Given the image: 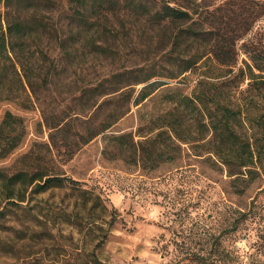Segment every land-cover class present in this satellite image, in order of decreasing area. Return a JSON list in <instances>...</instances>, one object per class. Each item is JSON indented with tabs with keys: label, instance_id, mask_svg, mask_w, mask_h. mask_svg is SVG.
Instances as JSON below:
<instances>
[{
	"label": "rangeland",
	"instance_id": "rangeland-1",
	"mask_svg": "<svg viewBox=\"0 0 264 264\" xmlns=\"http://www.w3.org/2000/svg\"><path fill=\"white\" fill-rule=\"evenodd\" d=\"M194 1L205 27L218 24L225 35L230 34L234 18L249 13L250 23L254 17L250 5L254 0ZM107 25L94 36L104 45L101 55L79 47L67 58L52 38L36 39L33 48L50 58L35 66L37 75H51L47 84H41L42 76L36 78L39 86L36 96L31 94L25 103L28 108L10 100L0 102V120L10 110L26 121L24 141L0 159V169L15 171L17 159L37 142L35 151L41 155L45 145L54 152L48 163L50 173L64 178L58 186L41 192L30 186L14 192L17 197L12 198H6L0 185V264H264V157L261 167L238 175L229 174L232 165H224L216 155L184 143L181 149L170 151L171 158L165 162L156 163L147 151L141 153L138 143L133 153L132 143L154 136L157 130L149 133L155 122L167 121L158 116L176 95H191L203 72L217 70L214 63L209 60L179 74L169 62V27L127 17ZM248 26L235 45L242 66V59H248L244 41L249 40V48H264V13ZM180 39L184 46V37ZM118 72L128 78L134 97L150 82L160 87L141 103L119 102L124 108L130 105V110L87 144L79 145L67 160L62 146L52 147L42 110L75 117L77 130L84 133L83 115L93 109L83 112L81 91ZM112 103L108 107L114 108ZM194 118L184 108L183 126L192 132L197 128ZM207 132L210 138L212 133ZM119 134L129 135L126 144L110 138ZM156 140L167 144L165 136ZM241 213H247L244 220Z\"/></svg>",
	"mask_w": 264,
	"mask_h": 264
},
{
	"label": "trees",
	"instance_id": "trees-1",
	"mask_svg": "<svg viewBox=\"0 0 264 264\" xmlns=\"http://www.w3.org/2000/svg\"><path fill=\"white\" fill-rule=\"evenodd\" d=\"M0 4V102L10 100L23 109L30 107L25 103L31 100V94L36 96L39 86L36 78L42 76L36 74L35 66L46 64L50 59L43 51L37 53L33 48L32 45L37 46L36 39L52 38L63 57L67 58L72 50L79 47L101 55L105 52L104 45L99 44L94 36L101 32L102 26L108 27L107 24L112 25L113 20L126 17L142 20L145 24L172 30L169 62L177 67L179 74L201 67L209 60L217 70L203 72L191 95H176L163 116H158L167 118L166 124L155 122L149 134L157 130L156 134L133 142V148L138 143L141 153L147 151L153 161L159 163L170 159L168 153L181 149L184 143L216 155L228 167L232 165L229 174L243 175L245 170L251 173L261 167L264 157V48H249V40L244 41V53L248 59H242V66L239 65L235 45L250 29L248 25L263 15L264 0L251 1L254 8L251 22L247 21L249 13L237 20L234 18L228 35L220 33L218 24L213 28L205 27L199 18L202 12L194 0H182L181 3L172 0H0ZM196 24L200 26L196 27ZM181 36L185 39L184 46ZM191 49L194 52L190 53ZM45 74L40 77L42 85L47 84L51 76ZM126 79L125 74L118 72L84 87L79 96L83 100L81 109L83 112L93 109L88 115H83L86 117L83 121L85 127H82L84 133L77 130L75 117L42 110L54 150L62 146L64 158L71 159L79 145L87 144L130 110V105L124 108V104L120 106L119 102L134 100L136 104L141 103L160 87L157 82H150L134 97V90ZM148 80L147 77L142 82ZM243 85L245 90L242 91ZM253 90L256 93L250 96L238 94ZM103 96L105 100L99 102ZM112 102L115 107H108ZM184 108L194 114L197 124L194 132L183 126ZM207 131L212 133L210 138ZM25 136L24 118L6 111L0 120V159L10 156ZM128 136L119 134L110 138L123 145ZM163 136L167 138V144L156 140ZM57 137H60L59 143ZM35 146H38L37 142L17 159L19 167L15 171L7 173L0 169V185L7 193L6 198L17 197L14 192L25 191L30 186L32 190L41 192L58 186L64 180L50 173L48 163L54 157L51 148L45 145L41 155L35 151ZM137 151L135 148L133 153ZM241 216L244 220L247 213H241Z\"/></svg>",
	"mask_w": 264,
	"mask_h": 264
}]
</instances>
